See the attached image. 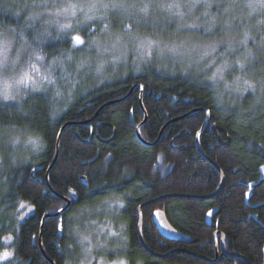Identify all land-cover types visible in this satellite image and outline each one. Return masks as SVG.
Wrapping results in <instances>:
<instances>
[{"label": "trees", "instance_id": "obj_1", "mask_svg": "<svg viewBox=\"0 0 264 264\" xmlns=\"http://www.w3.org/2000/svg\"><path fill=\"white\" fill-rule=\"evenodd\" d=\"M75 2L0 0V36L24 43L47 62L69 60L72 71L78 61L81 65L76 78L66 82L68 102L57 101L63 88L58 71L51 73L46 89L25 88L20 102L0 100V156L9 167L2 171L0 166V209L5 212L3 220L6 213L11 216L14 232L6 243L10 234L0 228V258L7 254L0 264L7 263L10 252L11 264H49L38 247L41 219L66 204L47 189L46 170L60 129L85 121L62 130L47 176L53 191L69 201L71 193L76 198L63 215L43 224L41 245L54 264L69 261L67 237L73 214L114 199L126 207L122 218L128 264H210L215 260V234L218 257L212 264H264V59L255 67L254 77L261 81V90L234 101H225L204 76L179 66L171 72L151 61L136 67L129 62L115 71L105 65L96 72V57L87 53L86 44L106 39L101 23L75 20L72 31L55 32L50 22V12ZM109 2L112 8L114 2ZM111 24L108 36L127 37L126 23ZM136 33L151 40L160 36L147 28ZM76 36L84 42L77 45ZM161 37L168 39V31ZM134 85L143 88L144 112L138 87L119 101ZM204 112L209 122L196 142L207 117ZM138 126L147 143L155 142L165 128L159 142L146 146L135 137ZM19 133L38 139L41 149L36 155L28 153L25 164L9 165L7 135ZM210 162L223 176L215 195L221 177ZM138 208L140 236L151 253L139 242ZM21 213L25 217L17 222ZM163 223L177 235L164 234Z\"/></svg>", "mask_w": 264, "mask_h": 264}, {"label": "rangeland", "instance_id": "obj_2", "mask_svg": "<svg viewBox=\"0 0 264 264\" xmlns=\"http://www.w3.org/2000/svg\"><path fill=\"white\" fill-rule=\"evenodd\" d=\"M109 1L77 0L49 13L55 32L72 31L75 20L81 24L101 23V30L107 32L104 35L107 40L90 39L86 44L90 52L85 51L96 57L93 60L96 72L105 65L115 71L129 62L136 67L143 61H151L163 70L174 72L179 66L204 76L219 96L228 99L225 101L261 90V81L254 77L257 74L255 67L264 59V0H139L137 4L133 0H113L112 8ZM129 22L131 26H128ZM111 23H126L127 37L108 36L107 25ZM143 28L160 36L153 40L141 37L136 30ZM165 31L170 36L168 39L161 37ZM5 36H0L1 101L20 102L25 88L29 91L46 89L51 84L48 83L49 76L55 71L59 72L63 87L58 94V103L71 100V95L65 93L68 90L66 82L70 77L76 78L80 61L73 72L69 60L66 63L64 60L37 59L24 43ZM65 72L69 73L64 76ZM22 79L23 83L20 82ZM245 80L255 87L248 88ZM6 142L5 152L9 151L8 158L12 161H8L9 165L25 164L28 153L36 155L41 149L38 139L28 138L23 133L14 137L7 135ZM1 152L0 148V155ZM2 163L1 157L2 171H7L9 167ZM261 171L264 179V166ZM114 200L101 203L99 209H83L73 214L67 237L69 261L66 264H128V240L122 218L126 207L119 200L113 203ZM4 214L0 209V228L10 234L5 240L7 243L14 232L11 216L6 213L3 220ZM24 217L25 213H21L16 221ZM160 229L168 236L177 235L167 224H161ZM12 257L10 252L6 264H11ZM2 260L6 259L0 258V263L4 262Z\"/></svg>", "mask_w": 264, "mask_h": 264}, {"label": "water", "instance_id": "obj_3", "mask_svg": "<svg viewBox=\"0 0 264 264\" xmlns=\"http://www.w3.org/2000/svg\"><path fill=\"white\" fill-rule=\"evenodd\" d=\"M137 87L139 88V91H140L139 105H140L141 109H143L142 106H141V99H142V92H143V88L141 87V85H134V86L131 88L130 92H129L124 98H122V99L119 100V101H123V100H125V99L130 95V93L132 92V90H133L134 88H137ZM119 101H116V103L119 102ZM111 104H114V103H108V104H106V105H111ZM195 112H199V111L197 110V111H193V112H191V113H195ZM191 113H190V114H191ZM204 113L206 114L207 112H204ZM206 116H207V117H206V120H205L203 126L201 127L200 131H199V132L197 133V135H196V142H198V139H199V136H200L201 132L203 131V129L205 128V126H206V125L208 124V122H209V115L206 114ZM183 118H185V117H183ZM183 118H181V119H183ZM181 119H176V120H174V121H178V120H181ZM144 122H145V119L143 120L142 124H144ZM87 123H88V121L81 122V123H67V124H65V125L60 129V131H59V133H58V135H57V139H56L55 155H54V158H53L51 164L49 165V167H48L47 170H46V174H45L44 182H45V185H46L47 189H48V190H49L54 196H56L57 198L61 199V200L64 201L65 204H66V205L64 206V208H62L61 210H59V211H57V212H55V213L45 214V215L42 217V219H41L40 228H39V236H38V247H39V251H40V253H41L42 256H43V257L49 262V264H54V263L52 262V260H50V259L47 257V255L45 254V252H44V250H43V248H42V245H41V234H42L43 224H44L45 220H47V219H50V218H58V217H60L61 215H63V214L65 213V211L69 208L70 203H69V200H68V199L62 197L61 195L57 194L55 191H53V190L51 189V187L49 186L48 181H47V176H48L49 171L52 169V167H53V165H54V163H55V161H56V157H57V154H58L59 138H60V134H61L62 130H63L65 127L70 126V125H80V124H87ZM142 124H141V125H142ZM141 125H140V126H141ZM140 126H138V127L135 129V137H136V139H137L140 143H142L143 145H146V146H152V145H155L157 142H159V140H160V138H161V135H162V133H163V130H164V128H165V127H164L163 129H161V131L159 132L158 138L155 140L154 143H147V142H145V141L141 138V136H140V134H139V128H140ZM215 128H216V127H212L211 130H212V131H215ZM210 163H211L212 166L217 170V172L219 173V176L221 177L220 186H219L218 190L214 193V195H215L216 193H218V192L220 191V189H221V187H222L223 176H222V173H221V171L219 170V168H218L213 162H210ZM157 200H158V199H157ZM139 211H140V208L137 209V216H138V219H139L138 226H137V232H138L139 242H140L141 246H142V247H143L148 253H151V252L147 249V247L145 246V244L143 243V241H142V239H141V236H140V226H141V222H140ZM215 235H216V234H215ZM215 235H213V237H212V238H213V241H214V245H215V260L212 261V262H209L210 264L216 262L217 257H218L217 248H216V242H215ZM219 236L221 237V240H220V248L223 249V236H222V234H219ZM229 255L234 256L235 254H229ZM235 256H237V255H235ZM263 260H264V255H263Z\"/></svg>", "mask_w": 264, "mask_h": 264}, {"label": "snow or ice", "instance_id": "obj_4", "mask_svg": "<svg viewBox=\"0 0 264 264\" xmlns=\"http://www.w3.org/2000/svg\"><path fill=\"white\" fill-rule=\"evenodd\" d=\"M75 42L77 45L82 44L84 41L81 40V38L79 36L74 37ZM37 59H41V57L37 56ZM241 68H243V64H241ZM21 83H23V79L20 81ZM244 83L247 85L248 88H254L255 85H253L252 83H250L249 81L245 80ZM5 258H7V254H5Z\"/></svg>", "mask_w": 264, "mask_h": 264}, {"label": "flooded vegetation", "instance_id": "obj_5", "mask_svg": "<svg viewBox=\"0 0 264 264\" xmlns=\"http://www.w3.org/2000/svg\"><path fill=\"white\" fill-rule=\"evenodd\" d=\"M142 96H143V92H142ZM142 111H143V109H142ZM143 112H144V111H143ZM144 119H145V118H144ZM144 123H145V122H144ZM142 125H143V124H142ZM212 127H215V126H214V125L210 126V129H212ZM211 131H212V130H211ZM214 132H215V135H217V134H216V128H215V131H214ZM151 143H154V142H151ZM70 198H71L72 201H69L70 206H69L68 209H70V208H71V205L74 204V203L76 202V200H75L76 198H75L74 194L71 193V194H70ZM66 199H67V198H66ZM69 200H70V199H69ZM64 203H65V202H64ZM122 203H123V202H122ZM99 207H100V205H99V206H96L95 208L99 209ZM124 229H125V227H124ZM140 229H141V226H140Z\"/></svg>", "mask_w": 264, "mask_h": 264}]
</instances>
